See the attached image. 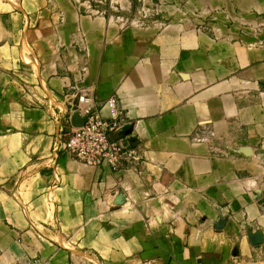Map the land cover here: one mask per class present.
I'll return each instance as SVG.
<instances>
[{"label": "crops", "instance_id": "crops-1", "mask_svg": "<svg viewBox=\"0 0 264 264\" xmlns=\"http://www.w3.org/2000/svg\"><path fill=\"white\" fill-rule=\"evenodd\" d=\"M93 1L0 0V264H264V0ZM83 93L133 168L47 161Z\"/></svg>", "mask_w": 264, "mask_h": 264}, {"label": "built area", "instance_id": "built-area-1", "mask_svg": "<svg viewBox=\"0 0 264 264\" xmlns=\"http://www.w3.org/2000/svg\"><path fill=\"white\" fill-rule=\"evenodd\" d=\"M108 5V11L102 7ZM91 9L97 17H111L109 10L114 12L120 8L111 0H94ZM115 20L126 25L127 20L120 16ZM78 102L86 106V123L75 127L68 119L55 117L59 123L50 156L47 161L56 165L60 154L65 153L71 158L91 167H107L113 172L133 168L140 160V154L135 145L123 143L126 138L127 113L117 97H111L101 106L109 111V117L101 116L99 110L93 107L94 99L90 93H83Z\"/></svg>", "mask_w": 264, "mask_h": 264}, {"label": "water", "instance_id": "water-1", "mask_svg": "<svg viewBox=\"0 0 264 264\" xmlns=\"http://www.w3.org/2000/svg\"><path fill=\"white\" fill-rule=\"evenodd\" d=\"M87 121L86 117H80L78 114H74L71 118V123L75 127L83 126Z\"/></svg>", "mask_w": 264, "mask_h": 264}]
</instances>
